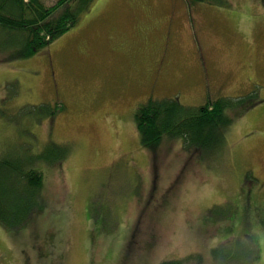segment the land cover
Here are the masks:
<instances>
[{"label":"rangeland","instance_id":"374dc122","mask_svg":"<svg viewBox=\"0 0 264 264\" xmlns=\"http://www.w3.org/2000/svg\"><path fill=\"white\" fill-rule=\"evenodd\" d=\"M81 3H69L75 25L29 56L0 32V153L34 159L44 201L18 232L0 226V264H230L243 249L229 243L252 242L247 217L227 216L264 180V0ZM132 4L148 9L142 30L126 26ZM143 38L156 52L142 55ZM124 46L133 55L112 63ZM235 97L214 161L180 139L156 151L140 142L134 112L149 99L192 108Z\"/></svg>","mask_w":264,"mask_h":264},{"label":"trees","instance_id":"16d2710c","mask_svg":"<svg viewBox=\"0 0 264 264\" xmlns=\"http://www.w3.org/2000/svg\"><path fill=\"white\" fill-rule=\"evenodd\" d=\"M70 1L72 0H54V5L45 6L42 0H0V32L11 36L10 45L16 46V54L19 53L23 57L34 54L41 48H46L75 25L79 19V12L70 6ZM81 1L82 7L88 6L89 0ZM185 1L192 4L210 0ZM241 101L242 97L219 98L191 108L181 105L176 98L149 99L136 108L135 127L140 142L152 151H156L164 139H180L187 150H193V153L204 158V163H208L214 161L215 156L220 153L225 133L232 122V116L225 108L228 107L229 110L230 107H237ZM257 103L255 101L252 105L242 108L240 112L252 108ZM10 156L0 153V226L8 232L16 233L44 208V201L40 196L43 174L39 168L33 166L35 165L33 158L24 159L22 155L14 159ZM254 188L249 187L248 193L253 192L254 195ZM246 196L248 197V194ZM255 203L253 198L251 205ZM242 205L243 203L240 204L238 200V205L231 209L227 219L233 220L236 212L242 210L241 213L247 217L246 230H250V235L246 233L245 236L252 243L240 244L238 241L229 243L239 245V248L243 249L242 255L237 258L227 254L224 260L229 259L230 264L231 261L244 263L245 260L246 264H249L255 252L258 258L262 252L264 253L263 239L259 243V238L252 235V229L262 228V225H255L253 217L251 218L247 209L244 211ZM231 227L226 228L225 240L232 234ZM261 231L264 237V227ZM134 235L135 233L132 238ZM133 242L131 239L126 247L123 263H126L130 256Z\"/></svg>","mask_w":264,"mask_h":264},{"label":"flooded vegetation","instance_id":"af4514ba","mask_svg":"<svg viewBox=\"0 0 264 264\" xmlns=\"http://www.w3.org/2000/svg\"><path fill=\"white\" fill-rule=\"evenodd\" d=\"M135 28H137V27L135 26L133 28V30H135ZM139 29L142 30V28H140V27H139ZM164 45H165V47H162L160 52L156 53L157 58L154 61V63H155V66L158 68V70L157 71H153L154 72L153 78H157V79L159 78V76H157V74H160V71H161L160 69H161L162 65L164 64V62H165V58L163 56H160L159 54L166 47H170V46H169L168 42H166ZM126 51H127V46H124V47L121 48V51H119L118 53H123L124 54ZM132 51H133V49L130 50L128 52V54L130 52H132ZM153 52H156V51H153ZM120 56H124V55H120ZM257 179H258V183L256 185H253L255 187L254 188V193L255 194L253 195V192H249L248 193V197L245 196L246 199H245V197H243V199H241V203H243L242 207H243L244 211L247 209V211L251 215V218L253 217L254 224L257 225V226H258V224H260V225H262V228H263L264 227V180L259 179V177ZM253 198L255 199L256 203L252 206L251 205V200ZM262 228H258L257 227V228H253L252 229V234L254 233L256 235V237L259 238V243H260V240H262V239H263V242H264L263 233L261 231Z\"/></svg>","mask_w":264,"mask_h":264},{"label":"crops","instance_id":"0c3cea01","mask_svg":"<svg viewBox=\"0 0 264 264\" xmlns=\"http://www.w3.org/2000/svg\"><path fill=\"white\" fill-rule=\"evenodd\" d=\"M185 1V0H184ZM186 2V1H185ZM187 3V2H186ZM132 7H130L129 10H136L135 12H132L131 15H129V20L128 22H126V26L127 28H129L130 30H133V28L136 26L137 28H144V26L146 25V21H142L140 22L138 17L136 15H141V16H145V14L147 13V8L140 5V4H132ZM142 42V55H144V52L146 55H149V54H153V51L150 49V46H149V42H148V39H144L141 41ZM144 42H147V44L144 46ZM130 50H132V48L130 46H127V51L126 53H128ZM133 51L130 52V55L132 56L133 55ZM111 55V53H110ZM120 55H124L123 53H116V54H112V56L114 57L113 58V62L114 64H116L118 62V59L121 57ZM123 57V56H122Z\"/></svg>","mask_w":264,"mask_h":264}]
</instances>
